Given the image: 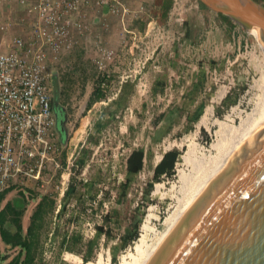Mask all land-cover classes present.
I'll list each match as a JSON object with an SVG mask.
<instances>
[{"label":"rangeland","instance_id":"rangeland-1","mask_svg":"<svg viewBox=\"0 0 264 264\" xmlns=\"http://www.w3.org/2000/svg\"><path fill=\"white\" fill-rule=\"evenodd\" d=\"M6 2V6L10 7L11 0ZM172 4L173 0L170 8ZM19 7L16 5L17 16L8 21L17 27V30L13 28L8 39L27 32L25 25L30 16ZM175 10L177 14L170 18L168 10L163 22L166 31H163L159 39L161 45L153 57L157 66L149 63L148 72L142 79L145 85L139 86L136 80L133 81L132 91L127 97L119 99V92L111 101L101 102L104 95L97 98L94 94L96 86L90 76L84 90H72L67 105L63 102L62 86H52L53 98L59 99L68 112L69 131L65 149L70 153L77 145L76 154L69 161L70 169L59 170L47 185L46 193L33 191L29 194L45 196L47 203L53 200L44 212L39 243L46 264H95L98 256L105 257L107 253H110L114 263L113 251L114 264H117L120 255L128 251L138 237L148 204H158V214H165L166 202L152 198L151 190L156 181L173 178L179 155L171 176L161 174L155 179L154 165L161 153L178 150L180 154L181 138L196 129L199 117L190 122L188 116L195 112L197 105L202 102L204 108L215 91L224 86L227 93L215 104L213 116L222 117L234 104L249 108L250 86L258 76L253 62L262 53L260 38L230 17L243 35L240 42L237 39L234 41L229 29L215 28V10L201 0H183L181 7ZM157 41L154 40L155 43ZM5 45L0 43V48ZM154 84L161 87L156 92ZM165 87L171 88V101L167 100L170 91L165 94ZM224 99L228 105L223 102ZM180 106L183 111L181 116L170 129L166 128L169 120L177 118ZM168 109L175 111L167 114L165 119L161 118V113ZM98 121L103 124L98 125ZM196 138L207 144L212 139L211 130L200 127ZM138 147L144 148L143 167L132 178L126 196L122 197L119 185L126 176V158ZM83 154L86 161L79 168L77 160ZM62 172L68 184L63 195L59 196L60 189L54 184L62 179ZM150 182L153 186L146 193ZM114 207L119 208V215L104 218ZM138 220V235L122 245L134 231ZM98 225L103 229L98 230ZM63 234L70 236L65 246L60 243ZM44 250H47L48 257H45Z\"/></svg>","mask_w":264,"mask_h":264},{"label":"built area","instance_id":"built-area-1","mask_svg":"<svg viewBox=\"0 0 264 264\" xmlns=\"http://www.w3.org/2000/svg\"><path fill=\"white\" fill-rule=\"evenodd\" d=\"M17 1L20 5L32 4L34 15L30 30L23 36L12 37V47L0 52V192L18 189L28 196L33 191L46 193L47 185L56 173L70 169L69 161L76 154L77 144L68 153L59 138L52 106L49 65L81 40L85 47L90 45L91 28L82 19L83 6L103 3L110 14L122 19L124 36L119 50L114 52L96 45L102 58L97 61L95 86L103 91V103L115 98L128 81L136 80V85H145L142 79L148 72L149 63L154 62V53L161 45L159 39L166 30L165 23L154 17L148 19L142 31L124 24L125 17L142 16L146 11L144 5L134 9L125 0ZM182 2L173 0L169 18ZM100 25L107 28L108 21L104 18ZM0 28L6 29L7 26L0 23ZM74 29L77 35H74ZM152 66L157 65L153 63ZM170 87H165V94ZM171 94L170 91L168 101H171ZM61 177L54 184L60 189L59 196L63 195L68 184L67 179H63V172ZM44 255L49 256L47 250ZM0 264H3L1 260Z\"/></svg>","mask_w":264,"mask_h":264},{"label":"water","instance_id":"water-1","mask_svg":"<svg viewBox=\"0 0 264 264\" xmlns=\"http://www.w3.org/2000/svg\"><path fill=\"white\" fill-rule=\"evenodd\" d=\"M201 1L248 29L258 26L255 35L264 43V0ZM52 75L59 80L57 71ZM53 97L56 128L64 144L68 112ZM150 264H264V123L215 177Z\"/></svg>","mask_w":264,"mask_h":264},{"label":"bare ground","instance_id":"bare-ground-1","mask_svg":"<svg viewBox=\"0 0 264 264\" xmlns=\"http://www.w3.org/2000/svg\"><path fill=\"white\" fill-rule=\"evenodd\" d=\"M176 11V10H175ZM177 14V13H176ZM258 26L248 30L256 33ZM261 40V39H260ZM260 56L254 58L257 77L250 86L247 99L249 108L234 104L222 117L213 116L214 106L226 95L227 89L219 87L205 105L196 129L185 134L180 141L182 150L172 179L156 181L151 197L166 202L165 214H158V204L149 203L139 227V235L128 251L120 255L117 264H150L164 244L180 225L211 182L264 123V43L261 40ZM200 127L211 130L212 139L207 144L196 138ZM213 128V129H212ZM168 149V148H167ZM163 153L156 159L159 162ZM156 220L158 222H156ZM95 264H114L110 253L98 256Z\"/></svg>","mask_w":264,"mask_h":264},{"label":"crops","instance_id":"crops-1","mask_svg":"<svg viewBox=\"0 0 264 264\" xmlns=\"http://www.w3.org/2000/svg\"><path fill=\"white\" fill-rule=\"evenodd\" d=\"M132 8L136 9L140 5H144L146 8L145 13L139 16L131 15L126 19L124 18V24H130L134 30L142 31L145 28L146 19L154 17L158 22H165V17L162 16L165 3H170L172 0H125ZM6 0H0V23L6 24L7 28H0V43L5 44V47L0 48V52H4L11 48V38L10 34L17 30V27L12 26L11 22L13 18L17 16L16 5L20 6V10H26L28 16H30L29 22L26 23V31L30 30V22L34 15V10L32 9V4L20 5L17 0H11L10 7H7ZM13 5V9L12 8ZM169 10V9H168ZM161 11V13H159ZM156 12V13H155ZM82 19L84 23L90 24L91 28V43L89 46L85 47V43H75L69 49L62 52L59 58L51 62L49 65L50 75V84L62 86L64 91L63 102L68 105L70 100V93L72 90H84L86 81L88 77L92 76L93 84L96 81L97 69H98V60L101 59V54L97 50L96 45H102L107 47L109 50L117 52L122 44L123 32H122V19L119 16L110 14L107 10V6L103 3L97 4L92 3V5L83 6ZM168 13V12H167ZM145 16V17H144ZM213 20L216 26L222 27L224 30L229 29L232 32V38L234 41L236 39L240 42L242 39V33L239 29L238 24L234 26L232 19L231 23H227L221 19L219 12L214 11ZM105 18L108 21L107 28H101L100 22ZM29 23V24H28ZM29 25V26H28ZM233 25V26H232ZM26 32V33H27ZM7 33V37H6ZM74 35H77V31L73 30ZM3 34V35H2ZM239 46V45H238ZM59 76V80L56 81L55 78L52 79V73L56 71ZM57 82V83H56ZM53 84V85H52ZM54 87V86H53ZM51 88L53 90L54 88ZM163 156V155H162ZM162 158V157H161ZM160 158V159H161ZM31 194V193H30ZM45 196L32 195L27 196L21 190L18 189H8L3 193L0 198V260L3 264H9L10 262H15L16 264H44L42 250L39 246V243L42 239V226L39 228V239L38 243H34L35 247L31 248L28 252L26 246L21 245V243H12L11 235L16 233V223L15 221L19 218L21 224V240L30 242L31 236L28 232V227L32 222V215L36 210L39 202ZM17 211L20 212L17 214ZM7 232V237L11 240H7L2 237L1 229ZM46 264V263H45Z\"/></svg>","mask_w":264,"mask_h":264},{"label":"trees","instance_id":"trees-1","mask_svg":"<svg viewBox=\"0 0 264 264\" xmlns=\"http://www.w3.org/2000/svg\"><path fill=\"white\" fill-rule=\"evenodd\" d=\"M169 8H170V3H165L164 11L162 14L163 17H165L167 15ZM219 15H220L221 19H223L224 21H226L229 24L231 23L230 17L227 14L219 12ZM153 87H154L153 88L154 92H156L158 89L161 88V87H158L157 84L156 85L154 84ZM132 88H133V82L128 81V82L124 83L121 90H120V93H119V99L127 97L131 93ZM95 93H96L97 98H100L103 95V91L99 88L94 89V94ZM223 102L226 104V99H224ZM229 103H232V102H229ZM226 105H228V103ZM202 108H203V103L201 102L197 105L195 112L191 113V115L188 116V120L190 122L196 121L197 118L199 117L200 113H201L200 111ZM171 111H175V110L174 109L173 110L168 109L166 112L161 113V118L165 119L166 115L171 113ZM182 112L183 111H182L181 106H180V108H178L177 118H174V119L172 118L171 120H169V123L166 126V128L170 129L172 127V125L179 119ZM102 124H103L102 122L98 121V125H102ZM166 131L167 130H165V132ZM178 155H179L178 150L166 151L163 153L162 158L159 160V162H157L154 165L155 179H157L161 174H168L170 176L173 174L174 164H175V161H176ZM144 156H145V152H144L143 147L134 148L129 153V155L127 156V158H126V176H125V179L122 180L120 182V185H119V188H120L119 195H122V197L126 196L132 178L142 169ZM85 161H86V156H85V154H83L77 160V164H78V166H80L79 168H81L85 164ZM152 186H153V183L150 182L148 187L146 188V193H149ZM70 189L73 190V187L70 186ZM7 190L0 192V198L2 197L3 193H5ZM48 202L49 203H47V201H46V197L42 198L41 201L39 202L36 210L34 211V213L32 215V222H31L30 226L28 227V232L30 233V236H31L30 242H27L25 240H21V236H22L21 235V229L22 228H21V224L19 222V218L15 221L17 229H16V233H14V235H11L12 243L13 244L21 243V245L26 246L28 248L27 253H29L31 248L35 247L33 245L34 243H36V244L38 243L39 228L43 224L44 212L47 209L46 207L53 203V200H50ZM119 203H120V200H119ZM118 212H119V208H117V207L111 208L105 214L104 218L107 219L108 216L117 217L119 215ZM19 213L20 212L17 211V214H19ZM2 222H0V223H2ZM138 226H139V220L134 225V231L125 238V240L122 242V245L124 243H126L127 241L136 238V236L138 235V230H137ZM97 228H98V230L103 229V227L101 225H98ZM1 233H2V237L4 236V238H6L7 240H11L7 237V232H5L3 230V228L1 229ZM69 237L70 236L68 234H63L60 243L65 246L69 241ZM90 242H92V240H90ZM90 245H91V243H90ZM90 250H91V246H90ZM112 258L114 259V263H115L114 251H113V257ZM9 264H16V263L10 262Z\"/></svg>","mask_w":264,"mask_h":264}]
</instances>
